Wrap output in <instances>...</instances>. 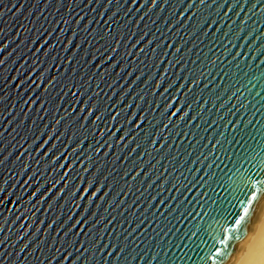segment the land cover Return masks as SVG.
I'll return each mask as SVG.
<instances>
[{
    "label": "snow or ice",
    "instance_id": "1",
    "mask_svg": "<svg viewBox=\"0 0 264 264\" xmlns=\"http://www.w3.org/2000/svg\"><path fill=\"white\" fill-rule=\"evenodd\" d=\"M26 19L0 28V264L247 255L264 0H37Z\"/></svg>",
    "mask_w": 264,
    "mask_h": 264
},
{
    "label": "clouds",
    "instance_id": "2",
    "mask_svg": "<svg viewBox=\"0 0 264 264\" xmlns=\"http://www.w3.org/2000/svg\"><path fill=\"white\" fill-rule=\"evenodd\" d=\"M247 255L238 257L236 264H264V232L257 231L251 238Z\"/></svg>",
    "mask_w": 264,
    "mask_h": 264
},
{
    "label": "water",
    "instance_id": "3",
    "mask_svg": "<svg viewBox=\"0 0 264 264\" xmlns=\"http://www.w3.org/2000/svg\"><path fill=\"white\" fill-rule=\"evenodd\" d=\"M36 2L37 0H19V3L24 5V9L22 10L23 14L17 13L15 16L5 15L3 17H0V28H4L9 32H12L15 30L14 29L15 24L17 23L28 24V20L26 18L29 17V12L33 11ZM5 3H8V0H5ZM40 6L43 7V4H41ZM31 19H35V17H31ZM28 26L31 27V25Z\"/></svg>",
    "mask_w": 264,
    "mask_h": 264
}]
</instances>
